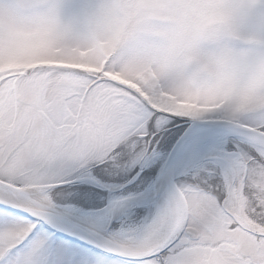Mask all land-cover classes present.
Returning <instances> with one entry per match:
<instances>
[{
    "label": "snow or ice",
    "instance_id": "1",
    "mask_svg": "<svg viewBox=\"0 0 264 264\" xmlns=\"http://www.w3.org/2000/svg\"><path fill=\"white\" fill-rule=\"evenodd\" d=\"M0 264H264V0H0Z\"/></svg>",
    "mask_w": 264,
    "mask_h": 264
}]
</instances>
